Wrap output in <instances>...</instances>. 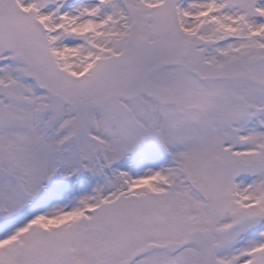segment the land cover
<instances>
[{"label":"snow or ice","instance_id":"6c2138e0","mask_svg":"<svg viewBox=\"0 0 264 264\" xmlns=\"http://www.w3.org/2000/svg\"><path fill=\"white\" fill-rule=\"evenodd\" d=\"M0 264H264V0H0Z\"/></svg>","mask_w":264,"mask_h":264}]
</instances>
